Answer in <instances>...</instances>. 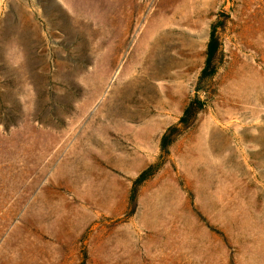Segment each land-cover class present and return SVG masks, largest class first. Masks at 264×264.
I'll use <instances>...</instances> for the list:
<instances>
[{"label":"rangeland","instance_id":"1","mask_svg":"<svg viewBox=\"0 0 264 264\" xmlns=\"http://www.w3.org/2000/svg\"><path fill=\"white\" fill-rule=\"evenodd\" d=\"M0 264H264V0H0Z\"/></svg>","mask_w":264,"mask_h":264}]
</instances>
